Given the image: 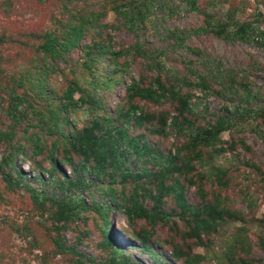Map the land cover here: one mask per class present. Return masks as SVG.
Here are the masks:
<instances>
[{"label": "rangeland", "instance_id": "374dc122", "mask_svg": "<svg viewBox=\"0 0 264 264\" xmlns=\"http://www.w3.org/2000/svg\"><path fill=\"white\" fill-rule=\"evenodd\" d=\"M261 42L264 0H0V264H264Z\"/></svg>", "mask_w": 264, "mask_h": 264}, {"label": "trees", "instance_id": "16d2710c", "mask_svg": "<svg viewBox=\"0 0 264 264\" xmlns=\"http://www.w3.org/2000/svg\"><path fill=\"white\" fill-rule=\"evenodd\" d=\"M79 33H80V29L76 28L73 37L75 35H78ZM242 39L243 40H246L247 38L243 36ZM262 42H261V44L264 45V43H262ZM74 43H75V38H72L71 40L66 41L64 43V46L65 47H68V46H70L71 44H74ZM136 94H138V96H140L142 98L150 99L152 101H160L161 97L163 96V92L157 91V90L152 89V88H139L136 91ZM229 124H230L229 122H228V124H226L224 121L219 120V121L216 122V124L214 126V131H217V132L218 131L219 132L220 131H223V130H225V129H227L229 127ZM213 133L210 130H204V132L203 131H200V133L199 132H196L194 134V137L193 138L195 140L212 142V141H214ZM180 203L182 205L186 206V207L189 206L188 204H186V202H184L182 200V198H181V202ZM218 217L221 218V214H219ZM197 228H198V233H201L202 231H207L208 230V227L205 224V220H200V223H199V225H198Z\"/></svg>", "mask_w": 264, "mask_h": 264}]
</instances>
